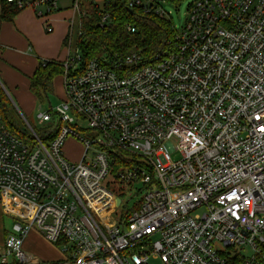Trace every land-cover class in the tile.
<instances>
[{
	"label": "built area",
	"instance_id": "built-area-1",
	"mask_svg": "<svg viewBox=\"0 0 264 264\" xmlns=\"http://www.w3.org/2000/svg\"><path fill=\"white\" fill-rule=\"evenodd\" d=\"M58 1L0 4L29 8L50 33ZM68 4L80 34L87 8ZM61 65L60 103L37 115L56 127L46 144L30 124V141L13 133L0 103V204L13 220L0 264H264V0H193L151 56L83 62L68 44ZM70 136L76 161L62 155ZM33 229L59 260L23 249Z\"/></svg>",
	"mask_w": 264,
	"mask_h": 264
},
{
	"label": "trees",
	"instance_id": "trees-1",
	"mask_svg": "<svg viewBox=\"0 0 264 264\" xmlns=\"http://www.w3.org/2000/svg\"><path fill=\"white\" fill-rule=\"evenodd\" d=\"M180 1L156 0L146 5L130 7L128 0H84L88 13L80 18V34L76 30L75 40V45L79 46L82 52L83 62L114 54L124 55L131 50L139 51L144 57L153 55L175 31L170 13L169 16H162L156 13L155 9L163 8L164 2L179 3ZM0 5V21H11L22 10L8 3ZM103 15H107L106 22L100 23ZM128 26L134 27V31L131 32ZM71 36L72 33L68 31L63 44H70ZM37 60L36 68L28 77V88L37 100L43 101L48 93L53 92V79L61 74L62 61L39 58ZM5 101V94L0 88V103L3 105L2 116L5 125L19 138L30 141L33 136L28 127L15 118L10 109L6 108ZM51 126L48 124L35 128L31 125L35 134L45 144L56 133V127L52 133H49ZM121 217L124 218V215ZM227 264H244V256H231Z\"/></svg>",
	"mask_w": 264,
	"mask_h": 264
},
{
	"label": "crops",
	"instance_id": "crops-1",
	"mask_svg": "<svg viewBox=\"0 0 264 264\" xmlns=\"http://www.w3.org/2000/svg\"><path fill=\"white\" fill-rule=\"evenodd\" d=\"M59 10L53 12L49 16L50 23L53 26V31L49 34H46L44 30L43 19H39L40 17L36 16L29 8L20 10L11 21H0V68L4 79L9 84L13 85L14 82H16V79L21 77L25 81V89L29 91L28 77L32 75L38 63L37 55L32 52V44L38 42V39L44 41L40 48L37 49V54L42 56V58L63 61L66 57L67 51L66 53L59 51V43H62L63 39L68 34L69 29L67 25V17L70 15L71 9L69 8L62 11L66 13L68 12V15L64 17H57ZM62 22L66 23L65 26L63 25V30H57L54 32L55 28L58 29ZM56 78L61 82L62 94L59 97L62 98L63 84L61 74L53 79V91L55 90ZM29 93L31 94L30 91ZM32 97L35 96L32 94ZM73 141L75 140L73 139ZM75 143L78 144L79 142L76 140ZM78 145L81 147V153H79L78 156L73 157L75 160L80 159L83 151L82 145L80 143ZM69 152L70 149L68 147L65 148V153L67 155H70ZM7 216L8 215L5 214L3 206L0 204V244H2L6 232L10 230L13 223L10 215V217L8 216L11 219L10 223L5 222ZM23 246H25L30 253H32L31 251L37 252L38 254L40 253L41 257L32 254L41 260H51L50 258L45 257L46 255L43 254V250H40L41 248L45 249V247L48 246L55 249L53 244L46 241L44 237L34 229L30 230L25 236ZM38 246L41 247L38 248ZM33 247H36V249ZM59 256L61 257L60 253Z\"/></svg>",
	"mask_w": 264,
	"mask_h": 264
},
{
	"label": "rangeland",
	"instance_id": "rangeland-1",
	"mask_svg": "<svg viewBox=\"0 0 264 264\" xmlns=\"http://www.w3.org/2000/svg\"><path fill=\"white\" fill-rule=\"evenodd\" d=\"M192 1L193 0H181L179 3L164 2L162 4L163 9L166 12L170 13L171 21H172V24L175 26V29L180 28L184 24L185 19L187 17L188 5ZM58 4L61 9L57 13L58 14L57 17L67 16L68 12L66 13L62 11H65V9L71 8L72 5L68 4V0H59ZM80 4L82 5L84 9L87 8V5L85 4L84 0H80ZM77 14L78 12L76 11V15ZM39 19L42 20V18H39ZM77 24H78V20L76 18L74 21L73 32H72L71 43H70V46L72 48L76 47L75 40H76ZM63 25L65 26L66 23L62 22V24L59 25L58 29L55 28L54 32L57 30H63ZM46 34H49V33H46ZM43 43L44 41L42 39H38V42H34V44H32V52H34V54H36L37 58L39 59H44L42 58V56H39V54H37V49L40 48V46ZM59 51H62V53L63 52L66 53L67 45L63 44V42L62 43L60 42ZM24 82H25L24 79L20 77L19 79H16V82H14L13 85L9 84L4 79L1 68H0V88L2 89V92L5 94L6 108L10 109L11 113L15 116V118L19 119L22 123H24L25 126H27V124H30L33 127L38 128L40 126V124H38L37 122L38 113L44 110H48L49 107L54 108L58 103H60L61 98L59 96L62 94L61 82L59 81L58 78L55 79V82H56V83L54 82L55 90L51 93H48L47 98H44L43 101L37 100L35 97H32V93L30 94L29 91L25 89ZM47 99L49 100V102ZM78 122L81 123V126L83 128L87 126L86 122L83 120H78ZM73 139L75 141H73ZM75 142H76V139L73 136H70L65 140L62 146V155L71 161H76L73 157L78 156L79 153H81L80 152L81 147H79L78 145L79 143L77 144ZM67 147L70 149V152H69L70 155H67L65 153V148ZM178 156H179V153L177 151H174L171 153V157L173 158L178 157ZM120 197L124 203L126 201L127 196L120 194ZM135 200H136L135 197L128 200L127 201L128 206H131ZM196 212H201V210L196 211ZM8 216L5 218L6 223H10L11 221V219L9 218L10 216L9 217ZM34 245H35V242H34ZM53 245L55 246V244ZM41 246H38V248H40ZM215 246L216 248L222 251L225 250V248L221 246L219 243H216ZM33 248L36 249V247H33ZM23 249H25L26 252H28L25 246H23ZM40 250H43V254L46 255L45 257L50 258L51 260H59L61 258L59 256L60 252L56 246H55V249L46 246L45 249L41 248ZM31 252L41 257L40 253L38 254L37 252H34V251H31ZM243 252H245L246 254H250L251 250L249 247H247L243 250Z\"/></svg>",
	"mask_w": 264,
	"mask_h": 264
},
{
	"label": "water",
	"instance_id": "water-1",
	"mask_svg": "<svg viewBox=\"0 0 264 264\" xmlns=\"http://www.w3.org/2000/svg\"><path fill=\"white\" fill-rule=\"evenodd\" d=\"M119 200H120V199H119V198H117L116 202H117V203H119Z\"/></svg>",
	"mask_w": 264,
	"mask_h": 264
}]
</instances>
